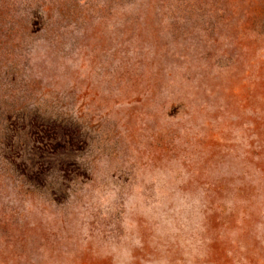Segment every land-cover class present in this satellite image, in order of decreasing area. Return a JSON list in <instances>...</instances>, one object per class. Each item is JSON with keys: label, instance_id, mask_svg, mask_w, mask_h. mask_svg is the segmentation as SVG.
I'll use <instances>...</instances> for the list:
<instances>
[{"label": "rangeland", "instance_id": "rangeland-1", "mask_svg": "<svg viewBox=\"0 0 264 264\" xmlns=\"http://www.w3.org/2000/svg\"><path fill=\"white\" fill-rule=\"evenodd\" d=\"M0 264H264V0H0Z\"/></svg>", "mask_w": 264, "mask_h": 264}]
</instances>
